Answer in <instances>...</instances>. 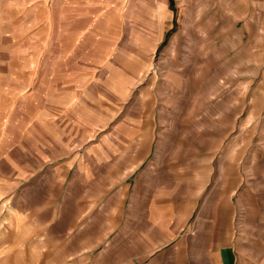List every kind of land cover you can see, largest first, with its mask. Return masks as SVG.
<instances>
[{"label":"rangeland","instance_id":"1","mask_svg":"<svg viewBox=\"0 0 264 264\" xmlns=\"http://www.w3.org/2000/svg\"><path fill=\"white\" fill-rule=\"evenodd\" d=\"M261 256L264 0H0V264Z\"/></svg>","mask_w":264,"mask_h":264},{"label":"crops","instance_id":"2","mask_svg":"<svg viewBox=\"0 0 264 264\" xmlns=\"http://www.w3.org/2000/svg\"><path fill=\"white\" fill-rule=\"evenodd\" d=\"M90 31H92V30H90ZM59 33V32H58ZM91 35H90V32H88V34H86L85 36H83V38L81 39V42L82 41H85V40H87V38H89ZM79 37H81V34H78L76 37H74L73 39H77V38H79ZM176 36L173 38V40H172V45H171V47L174 45V43H175V41H176ZM214 68H215V66L213 65V67L211 68V69H213L214 70ZM185 78V77H184ZM188 79V78H187ZM187 79H184V81H185V86L187 85V83H188V80ZM199 79V78H198ZM226 84L224 83V81H223V79H221V77L219 76V79H217L216 80V86H217V89H218V91L220 90V89H222V87H224ZM212 122H214V124H218V121H216V120H212ZM213 129H215V128H213ZM259 258V259H258ZM258 258H256L257 259V261L258 262H264V256H261V258L260 257H258ZM245 259H247L246 261L247 262H253V258H245Z\"/></svg>","mask_w":264,"mask_h":264}]
</instances>
